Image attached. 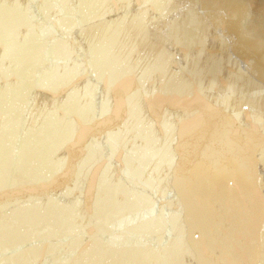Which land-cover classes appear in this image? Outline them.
<instances>
[{"label": "water", "instance_id": "1", "mask_svg": "<svg viewBox=\"0 0 264 264\" xmlns=\"http://www.w3.org/2000/svg\"><path fill=\"white\" fill-rule=\"evenodd\" d=\"M264 264V0H0V259Z\"/></svg>", "mask_w": 264, "mask_h": 264}, {"label": "rangeland", "instance_id": "2", "mask_svg": "<svg viewBox=\"0 0 264 264\" xmlns=\"http://www.w3.org/2000/svg\"><path fill=\"white\" fill-rule=\"evenodd\" d=\"M6 261H4V258L3 259H0V264H5Z\"/></svg>", "mask_w": 264, "mask_h": 264}]
</instances>
